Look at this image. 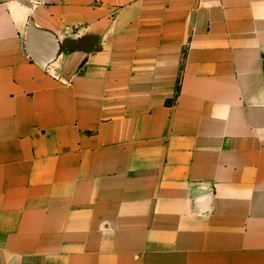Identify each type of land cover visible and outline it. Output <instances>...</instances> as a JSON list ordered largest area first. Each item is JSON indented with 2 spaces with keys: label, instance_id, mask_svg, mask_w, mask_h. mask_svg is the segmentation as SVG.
I'll use <instances>...</instances> for the list:
<instances>
[{
  "label": "crops",
  "instance_id": "crops-1",
  "mask_svg": "<svg viewBox=\"0 0 264 264\" xmlns=\"http://www.w3.org/2000/svg\"><path fill=\"white\" fill-rule=\"evenodd\" d=\"M0 264H264V0L0 2Z\"/></svg>",
  "mask_w": 264,
  "mask_h": 264
},
{
  "label": "rangeland",
  "instance_id": "rangeland-1",
  "mask_svg": "<svg viewBox=\"0 0 264 264\" xmlns=\"http://www.w3.org/2000/svg\"><path fill=\"white\" fill-rule=\"evenodd\" d=\"M3 1H6V0H0V2H3Z\"/></svg>",
  "mask_w": 264,
  "mask_h": 264
}]
</instances>
